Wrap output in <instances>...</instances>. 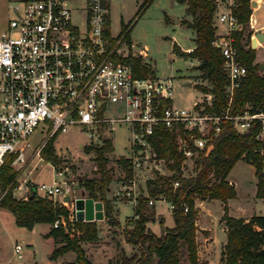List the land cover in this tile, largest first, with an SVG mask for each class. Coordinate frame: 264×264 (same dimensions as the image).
<instances>
[{
  "label": "built area",
  "instance_id": "built-area-1",
  "mask_svg": "<svg viewBox=\"0 0 264 264\" xmlns=\"http://www.w3.org/2000/svg\"><path fill=\"white\" fill-rule=\"evenodd\" d=\"M19 1L23 6L14 4L16 16L9 19L8 27L0 34V175L8 153H16L14 166L23 165L30 146L28 137L42 122L47 136L37 148L38 153L52 137L71 125L85 128L92 143L101 144L116 124L126 122L131 131L130 147L123 155L133 175L122 179L115 195L135 205L140 195L136 191L138 177L157 179L171 173L153 142L159 129L168 128L174 134L177 150L183 156L181 169L186 175L195 171L201 153L208 154L214 147L213 135L220 130L222 119L232 118L239 131L259 121L260 135L264 136V109L252 110L247 105L242 112H231L234 91L247 73L234 42L233 32L240 26L233 12L234 0L217 15L219 21L227 24L226 31L212 39L224 57L223 69L228 79L229 102L221 112L212 110L211 90L201 89V97L189 106H181L175 103L173 75H138L133 64L124 59L127 54H134V43L123 48L124 33L113 36L110 30V36L105 32L108 23L110 26L109 0H86L85 14L77 21L69 0ZM16 178L15 194H24H16L18 197L70 194L74 207L68 208L78 219V196H72L66 180H23L21 172ZM6 191L0 182V202ZM158 198L167 200L164 192ZM153 201L150 197L149 202ZM170 205L173 206L171 202ZM61 223H67L63 216L56 218L53 225ZM21 249L22 244L16 243L20 256Z\"/></svg>",
  "mask_w": 264,
  "mask_h": 264
},
{
  "label": "trees",
  "instance_id": "trees-1",
  "mask_svg": "<svg viewBox=\"0 0 264 264\" xmlns=\"http://www.w3.org/2000/svg\"><path fill=\"white\" fill-rule=\"evenodd\" d=\"M150 0H145V3ZM187 5L186 12L190 17L184 22L195 30V46L191 50H182L174 44V50L179 54L197 58L203 72L211 85L200 84L201 89L214 93V107L212 110L221 112L228 106V79L223 69L224 57L221 50L212 43L217 34L215 14L218 0H179ZM233 12L236 14L239 28L234 30L235 44L239 57L247 67L239 86L235 89L231 102V112L237 113L251 105L252 110L264 109V71L261 62L255 61L256 48L246 44L245 38L250 39L252 30L249 20L252 13L251 0H234ZM256 4V2L254 1ZM110 19V15H108ZM129 24H123L120 34H125L128 42ZM105 32L111 36L109 23ZM115 40V38H112ZM254 45L257 46L255 37ZM124 59L133 64L134 70L141 76H154L155 71L141 55L127 54ZM264 62V61H263ZM199 64H197L198 66ZM261 124L253 123L244 131L237 130L232 118L221 120V128L213 135L214 147L208 154L199 156L195 171L183 174L181 169L182 154L176 147L174 134L168 129H159L153 138L158 154L164 157L171 173L162 174L157 179H148V194L141 193L138 203L134 205L132 226L125 227L124 235L127 242L135 246L131 253L124 248L116 258L114 264H179V252L186 247L188 257L193 264H209L199 258L198 225L196 218L198 206L196 198H219L227 202L228 198L237 195V190L228 175L236 162L244 158L255 166L257 176V195L264 197V136L260 135ZM87 151L96 153L98 174L82 176L80 183L88 196H92L104 203L105 218L110 224H118L119 218L115 214L114 199L109 194L113 176L107 165L108 153L114 149L111 137H105L101 144L90 145ZM41 156L53 163L60 162V156L53 143V137L41 148ZM16 153L6 154L2 164L0 182L3 189H7L0 205L10 209L19 225L33 227L37 222L51 224L47 236H52L55 246L49 254L50 259H58L68 251H74L73 260H66L63 264H95L88 256L83 241H94L99 238L98 220L76 219L72 228L67 223L54 226L56 218L67 216L69 208L63 202L49 195H29L18 197L15 194L17 175L19 170L13 165ZM118 161L127 170L126 177L133 175L132 168L124 155ZM178 184L175 185V182ZM164 192L171 207L174 225L165 224V217L159 215L154 205H150V197L158 198ZM185 203L188 209H185ZM159 215L160 232L149 226V221H155ZM223 220L227 229V240L223 245L221 260L223 264H264V214H253L250 217L235 216L228 212L225 204Z\"/></svg>",
  "mask_w": 264,
  "mask_h": 264
},
{
  "label": "rangeland",
  "instance_id": "rangeland-1",
  "mask_svg": "<svg viewBox=\"0 0 264 264\" xmlns=\"http://www.w3.org/2000/svg\"><path fill=\"white\" fill-rule=\"evenodd\" d=\"M69 2L73 7V19L77 21L85 14L86 0H69ZM16 3L23 6L19 0H0V34L8 27L9 19L16 16L14 10ZM228 6V1L221 0L219 11L227 9ZM186 7V3L179 0H150L146 3L145 0H109L112 35H119L123 24L130 25L129 37L134 43L132 47L134 54L141 55L154 69L155 74L175 77V103L181 106H189L195 99L202 96L200 84L211 85V82L202 76L203 70L199 65L197 66L199 61L195 60L196 58L181 55L174 50V44L180 46L182 50H191L195 46V30L184 22V19L189 17ZM259 12L260 9L255 14L257 15ZM222 23H220L221 27L227 29V24ZM254 35L255 33L252 32L250 39L245 38L246 44L250 43ZM125 40L122 47L128 49L127 37ZM259 50L262 53V47ZM255 60L262 62L264 57L257 53ZM260 70L264 71V65ZM186 81H191L193 84H186ZM42 125L43 122L28 137L30 146L26 148L23 165H15V168L20 166L21 178L48 183H52L55 179L66 180L71 186L72 196L81 195V192L86 194L80 179L82 176L98 174L96 153L85 149L87 146L96 144L92 143L88 130L80 125H71L68 130L57 133L53 137V143L60 156V162L53 163L44 159L37 152V148L47 136V130L43 129ZM130 134V125L126 122L116 124V129L106 134V137H111L114 146L113 151L108 153L109 161L107 163L113 176L110 190L112 194L109 193L111 197H116L115 186H118L127 174V170L118 161V157L128 153ZM95 141L99 142L97 138ZM162 168L166 170L164 166ZM57 170L62 173L59 174ZM188 172L190 171L188 170ZM229 176L235 181L237 190V196L230 201L232 213L237 215L264 214V198L257 195L255 166L241 158L232 167ZM146 181V176L141 179L137 178V194L148 193ZM17 195L24 196L23 193ZM54 198L60 201L61 196L56 195ZM152 198L154 201L149 202L150 205H154L155 209L159 211V215L165 217L166 225L173 226L174 218L170 202L165 198ZM199 198L201 197H197L196 200ZM61 201L66 206L74 207L70 200ZM116 202L118 203V212L115 208V214L120 222L110 224L104 219H97L99 238L94 241L82 242L88 256L95 264H114L123 248L127 253H131L135 249V246L126 241L124 235L125 227L132 226L134 203L126 199ZM208 207L212 214L209 218L215 230L216 249L219 250L222 241L226 239L225 230L218 224V218L223 214V206L220 199H213L209 202ZM159 215L155 221L148 222L149 226L157 232L161 230ZM63 217L68 225L72 228L75 226V219L70 209L67 216ZM49 227V222H37L33 227L19 225L16 222L15 214L0 205V264H63L66 260H73L76 253L72 250L58 259H50L49 254L55 242L52 236L45 234ZM16 243L22 244L20 251L22 256L15 250ZM179 256V264H193L185 246H182ZM212 259L214 262L218 261L217 251L214 252Z\"/></svg>",
  "mask_w": 264,
  "mask_h": 264
},
{
  "label": "crops",
  "instance_id": "crops-1",
  "mask_svg": "<svg viewBox=\"0 0 264 264\" xmlns=\"http://www.w3.org/2000/svg\"><path fill=\"white\" fill-rule=\"evenodd\" d=\"M226 1H228V4H229L232 0H226ZM253 1H255L256 4ZM251 5H252V13H251L250 20H249V28L252 30V32L255 33L254 38L256 37L257 40H258V44H257V46H255V48H256V57H257V53H259L260 56L264 57V38H263V36H264V0H251ZM219 6H220V2L218 3V8H217V11H216V14H215L216 33H224L226 28H222L221 27L220 23L221 24H223V23L221 21H219L218 18H217V15L220 12H222V11H219ZM259 9H260V12H259V14L256 15L255 12L257 10H259ZM189 17H190V15H189ZM259 32L263 36L261 34L260 35H256ZM249 44L252 46V38H251V41H250ZM261 47H262V53H260V50H259V48H261ZM195 60H198V59L196 58ZM255 61H257V60H255ZM262 63L264 65L263 61H262ZM188 82L189 81H186L185 83L189 84ZM189 85H191V84H189ZM262 151L264 152V147L262 148ZM228 178L235 185V181H233L230 178L229 175H228ZM120 183L121 182H119V185H120ZM111 185H112V183H111ZM111 185H110V190L112 188ZM119 185L118 186L114 185V186L117 189L119 187ZM81 193H82L81 195H77V196H84V195L88 196L87 194H84V192H81ZM109 193H111V192L109 191ZM65 196L66 195H64L61 198H59L60 202H62L61 200H65L64 199ZM236 196H234V197H236ZM234 197L228 198L227 202H224L222 199H220L221 200V204L223 206V214L218 218V224L221 225V227H223V229L225 230L226 239L224 241H222L221 246L219 247V250L216 249L217 247L215 245V235H214L215 230H214V227L212 226V222H211V220L209 218L210 216H212V214H211V209L208 207V204H209V202L211 200L219 199V198H207V199L199 198V199L196 200V204H197V206L199 208L198 209L197 218H196V223L198 225L197 238H198V244H199V258H200V260L202 262H208L209 264H223V262L221 260V253H222L223 245H224V243L227 240V229H226V224H225V222L223 220V215H224V212H225V204L226 203L228 205V212L231 215L244 216V217H250L251 215H253V213L252 214L251 213L250 214L245 213V214H238V215L237 214H233L232 213V209H231L232 205L230 204V201ZM119 200H121V199H117L116 197L114 199V207L116 208L117 212H118V203L116 201H119ZM103 219L105 221H107V223H108V220L105 217ZM50 226H51V224H50ZM49 229H50V227H49ZM49 229H48V231H49ZM215 251L218 252V261L217 262H214L213 259H212L213 258V254H214Z\"/></svg>",
  "mask_w": 264,
  "mask_h": 264
},
{
  "label": "water",
  "instance_id": "water-1",
  "mask_svg": "<svg viewBox=\"0 0 264 264\" xmlns=\"http://www.w3.org/2000/svg\"><path fill=\"white\" fill-rule=\"evenodd\" d=\"M260 34L261 33L259 32L256 35H260ZM254 41H255V38L253 36L252 37L253 47H255ZM202 66H203V63L200 62L199 67H202ZM261 66L263 67L262 62H261ZM188 83L192 84L191 81H189ZM64 199L71 200V195L66 194ZM75 207H76V213H77L78 219L92 220V219H103L105 217L103 201L97 200L92 196H78L75 199Z\"/></svg>",
  "mask_w": 264,
  "mask_h": 264
}]
</instances>
